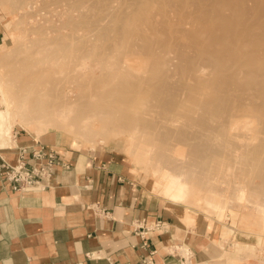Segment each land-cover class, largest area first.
Wrapping results in <instances>:
<instances>
[{"label": "bare ground", "instance_id": "1", "mask_svg": "<svg viewBox=\"0 0 264 264\" xmlns=\"http://www.w3.org/2000/svg\"><path fill=\"white\" fill-rule=\"evenodd\" d=\"M15 1L18 2L20 0H15ZM31 1L32 0H30V1L25 0L24 4H22V5H25V7H26V6H28L29 2H31ZM59 1H60L59 2L60 4L61 3L67 4L68 8H66L67 9L66 11L62 10L63 12L59 16V21L57 23H52L49 31L47 29V31L43 32L42 38L40 39L39 43H41L42 45L43 44H45V45L41 46L42 49H40L38 52H36L37 58L34 59L33 61H31V58L28 56H27L28 57L27 59H30V60H22L23 58H20L21 60L19 59L20 61L16 64L17 65L16 67H15V65L11 66L12 70L10 71L11 73H9V74L10 75H17V78H19L20 81L23 82L22 90L24 89V92L23 93H21V92L17 93L19 95L11 106L6 105L5 109H2L0 107V138H2L5 135H12V133L10 131L11 130V128H10L11 124H18L21 127H23L24 129H28V130H38L39 133H43L49 128L60 129L66 125V126H69L71 128V132H73V134L81 137L85 143L86 142H87V144L89 143L92 146V148H94L97 145L96 138H100V137L105 138L108 135V131L111 130L115 126H114V124H112V122L110 120L111 119L109 117L110 113H105V112L102 113V111L99 112V110L96 109V106L93 105L92 103L88 102V101L82 102L81 99H82L83 95H81L82 96L81 97L80 95H77L78 93L77 94L72 93L74 89L72 90L70 88L71 91H70V89H69V91H67L68 90L67 85H70L71 81H73L71 84H73L76 81L77 82V83L75 82L76 85L80 84L81 86H84V87L88 83H93L92 90L94 88L99 87V86H103L104 90H101L102 91L101 95L103 96L102 99H104V101H106V102L107 101L109 102V100H110L109 97H111V99L115 98V100L113 99L114 101L119 100V99L121 101V100H125L126 98H129L131 101L134 96L136 97V95H134V94H136L137 90H139L140 88H142L143 91L147 90L148 92H150V90H151V94L153 93L152 91L154 89L155 93H153L149 97L151 99V105L153 106V108H155V110L156 109L161 110L162 115L164 116L163 110L164 111L170 110L171 106L167 102H164L165 101L164 99H161L162 96H161V98L160 97L158 98L156 96V93L158 95L161 92L160 90L163 91L166 89V91H167V88L169 87V84H168L169 79L167 82L164 78L167 75V73L170 75V70L169 71L166 70V67H165L166 63L164 66L162 64L163 62L162 63H159V61L155 62V63L152 62L153 64L152 63L151 64L153 65V68H152L153 71H152L151 75H149L145 78L143 77V79L141 77H140V79H137L138 77L135 78L139 81V84H140V82H142L141 83L142 87L137 83L138 81L136 82V80H134L133 78H132V80H134V81H132L129 78V76L128 77L125 76L121 80V82H119L118 84H116L114 86L112 85L113 75L110 73H106V74L101 73L100 78L99 77L97 78L95 76L89 77V60H88V51L89 50H87V48H85L86 47V45H84L85 43L82 44L83 39L85 38V35H84V38H81L80 36L77 37L75 35L74 36L71 35V33L74 34V32H71V33L67 32V29H69V24H71L72 22L73 23L75 22L78 24V22L80 20V18L78 19L74 16V11L80 6V3L82 2V0H59ZM130 1H131L130 4L128 3L127 5H129L128 9L132 10V12L130 10H128V12H130L131 14H127L125 12L123 14H121L123 12V10H122V12L118 11V12H121V13H119L120 14L119 15L120 23L121 22H123V23L129 22L131 24H134V23H137L139 21L142 22V21L150 18L149 16H147L146 12L142 10L143 5L144 4L147 5L150 1L153 2L155 0H130ZM164 1L167 4V7H169L171 5H174L176 0H164ZM35 2H34V4H35ZM104 2H106V1L104 0ZM183 2H184V0H177V3H183ZM248 2H252L251 3L252 6L249 5ZM99 3L101 4L102 2L100 1ZM99 3H98V5H97V2L95 4L97 6L101 7V5H99ZM121 3H122V1H121ZM155 3H158V2H155ZM214 3H216V4H214ZM217 3H218V5H217ZM36 4H37V2H36ZM52 4H53V2H52ZM111 4H114V3L109 2L110 7H113ZM158 5H159V3H158ZM175 5H177V4H175ZM18 6H19V4H18ZM20 6H21V4H20ZM94 6L95 5H93L92 7H94ZM25 7H23V8H25ZM49 7H50L49 1L47 2V0H46L44 2L45 10L49 9ZM102 7H103V4H102ZM104 7H106V6H104ZM104 7L102 9H104ZM110 7L108 9H110ZM114 7L117 8L116 5H114ZM28 8H30V7H28ZM31 8H32V6H31ZM31 8L29 10L27 9L29 11V12H27L28 13L26 15L27 17H28V15L37 16V13L39 15L40 12H43V10H44V8L41 9L39 7L38 12H34L33 8L32 9ZM60 8H63V5ZM173 8H174V6H173ZM95 9H97V8L95 7ZM111 9H113V8H111ZM228 9L233 10L234 13H236V14L232 17H227V15L224 13V11L228 10ZM101 10H99V12ZM47 12H48V10L45 12V14H47ZM104 12H105V9H104ZM118 12H117V15H118ZM24 13H25V11H24ZM105 13H107V14H104V15L113 14L112 12H110V10H109V13H108V11ZM71 14L73 15V17H70ZM172 14H174V15L172 16ZM64 15H66V18H65V19H67L66 22H63L64 20H62L64 18ZM113 15L115 16V14H113ZM163 15H165V16L167 15V19H165L162 22V26L159 25V27H161V29H162V27L164 28L165 26L169 27L170 24L173 25L175 23V21H174L175 17L177 18L178 17L177 15H181L183 17V19L186 21L185 22L186 25L188 23V25L198 24V25H202V26H210L209 28H212V29H211V31H208L206 29L207 32H209V33L212 32L211 37L214 36L216 39H220L219 41H222L219 43V45H217L219 47V50H218L219 52L217 50H214L216 48L214 46H213L214 49H211L215 53L211 52V50H209L208 47L205 45L204 46L198 45L197 50L199 52H201V55L203 57V58L201 57L202 61H203V66L200 69L201 72L204 71L202 73L203 74L202 76L194 75L197 71H195L194 67L190 66L191 64L188 65V63H187V61H188L186 59L187 54H185V53L187 51H190L189 49L186 48V52L184 54L183 53L182 54L176 53V55L174 56V60L178 59L181 63L180 65L177 63L176 65H174V67H177V65H179L176 68L178 70V72L184 71L187 73V75H186L187 78L185 79V82L184 83L180 82L182 85L179 83L181 85V87H179L178 86L179 84L176 83L177 85L175 84V86H176L175 88L178 87L179 89H181V88L184 89L185 87H189L191 89L192 93L196 92L195 94H191V95L187 96V97H189L188 102H187L188 104L186 105V103H185V105L188 107V110L192 109L195 111L198 108V112H196V113L200 114L199 112H201L200 110L202 109V111H203L202 113H204V116L206 115L207 118L208 117L215 118V120L217 122V118L219 116L226 114L229 111L228 107H230L231 103H233L232 105H234L235 102H238V104H239V103H241V101L243 102V100H245L244 102H246V100H248L252 104L251 105L252 107L251 106H245L246 110L249 107L250 109L252 108V111H250V109H248L246 111L244 108L243 109L240 108L234 114V118H232L233 121H235L240 127H243V130L245 129L246 133H243V131L237 132L235 130L236 128L233 127L236 124H234V125L231 124L232 128H231L230 124L228 127V125H227L228 123L224 125V122L222 121V119H224V118L221 117L220 122H222V124L224 126H222V124L219 123V124H221L222 128H220L221 127L220 126L218 129L219 124H217L216 125L217 128L214 127V129H218V130L213 129L216 132V135L213 133H210V134L215 135V137H217V136L221 137L220 139L223 140V143H222L223 145L221 143L217 142V140H216V142L218 144L216 145V143H214V141H215L214 139L213 140L211 139L212 141L206 139L207 141L202 142L204 144L200 143L201 141L198 142L196 144L198 147H200L199 145H204V147L202 146L203 147L202 149L196 148L195 147L196 145L195 146L193 145L195 148L190 145V147H191V149H189V150H191V153H189L190 157H188L185 160V162L188 163L192 168L189 169L188 171H185V173H184V170H186V168H187L186 166H184L186 168L185 169L183 168L184 169L183 171L181 169V171L176 170L173 172L162 174V177L158 180V183L156 185V188L158 190V194L165 198V200H166L167 204H169V206H181V207L185 208L186 213L190 212V210H193L191 207V194H192L193 188H195V186H197L198 187V195L201 198H204V200L206 199L205 202L202 201L203 203L206 204V209L209 212H211L212 214H214L215 216H219L220 218L221 217L223 218V215L225 214L227 206L225 205L224 202H221L220 200L214 198L215 195H214V197L212 195V196L207 198V196L209 194L206 195V189L209 185V183H208L209 181L202 180V179L199 181H196L195 178H197L196 174H198V171H196L195 168L198 167L200 169H203V170H206L209 172H213L216 176H219V172H223L222 170L226 171L229 168L227 166H233L230 163H227L229 161V159L232 160L233 155L229 154L230 152L228 153L227 152L228 150H226V149H228V147H229L228 146L229 142L232 140H235L237 143L236 145L238 147H241L242 150L246 149L247 155L249 156V158H252V160H255V161H252L254 163H249L246 161V160L249 161V159H247L248 157H246L245 159H244V157H243V159H240L241 160L240 165L245 166L250 171V174H249L250 178H248V180L250 179L249 182L250 183L252 181L254 182V180L256 178L264 179V170H263L264 169V166H263L264 165V139L261 137L264 134V124L260 123L258 120H255L254 118H252V115H251L252 112H255V114H258L259 116H261L262 119L264 118L263 117L264 116V0H224V1L222 0V3L220 5H219L218 0H192L190 2V6L187 8H183L180 13L176 12V13L170 14V13L164 12ZM114 16H113V18H114ZM250 16H254V18L251 21L252 23H249V20H250L249 17ZM110 18L109 19L111 22L112 17H110ZM215 20H224L226 22V24L219 26V27L214 26L213 24H214ZM70 21H71V23H70ZM83 21H85V20H83ZM107 21H109L108 18H107ZM176 22H178V20ZM75 23H74V25L76 27ZM247 23L249 25H247ZM183 24H184V22H183ZM89 25H94L95 29L92 32L98 36H103V37L106 36V31L109 29L108 26L102 25L99 22L96 24H89ZM134 25L136 26V24H134ZM255 25L258 28L257 29L255 28L256 30L253 28L254 29L253 30L252 26H255ZM124 26H126V25L124 24ZM130 26L132 27V25H130ZM70 27H71V25H70ZM126 27H117L118 28L117 33L120 36L119 42H121L122 40H126L133 33L132 32L133 30H130L128 27L127 28ZM76 28H78V27H76ZM134 31L136 32V30H134ZM185 32H187V31H185ZM192 32H193V30H192ZM198 33H197V35H198ZM194 34H195V32H194ZM133 35H134V33H133ZM187 35H188V37H190L189 34H187ZM169 36L167 38H169ZM167 38L164 41H166ZM128 40H129V38H128ZM134 40H135V38H134ZM161 40H159V41H161ZM37 41H39V40H37ZM213 41H215V39H213ZM228 41H232V42L240 41L241 45L239 47L238 46L233 47L230 45L227 46L225 43ZM162 42H163V40H162ZM179 44H180V41H179ZM173 45H174V43H173ZM176 46H178V45H176ZM38 48H39V46H38ZM184 48H185V44H184ZM194 49H196V48H194ZM6 50H4V51H6ZM150 51H153V50L151 49ZM78 52H80L79 56L76 55ZM172 52H173V50H172ZM177 52H178V50H177ZM181 52H182V50H181ZM181 52H179V53H181ZM5 54H8V53L6 52ZM5 54H4L3 58H6ZM11 55L9 57H11ZM147 55H145V56H147ZM38 56H40L41 58L40 57L38 58ZM191 57L193 58V57H195V55L191 56ZM11 58H9V60ZM24 59H26V58L24 57ZM131 60H129V61H131ZM119 61L121 62V60H118V62ZM167 63L169 64V62H167ZM18 64H19V66H18ZM168 64H167V66H168ZM192 64H194V66H197V64L195 65V62L194 63L192 62ZM200 64L202 65V63H200ZM18 67H20V68H18ZM37 68H38V73H39L38 77L36 76L34 79H29L30 76H34L37 73L36 72ZM213 68L216 69V71L218 73L217 76L213 77L212 75L205 73L206 70L213 69ZM40 70H42V71H40ZM174 73L175 72H173V74ZM149 74H150V72H149ZM181 74H183V73H181ZM199 74H201V73H199ZM175 75H178V73H176ZM132 76H133V74H132ZM139 76H142V75H139ZM7 85L9 86L8 87L9 90H10V88L11 89L14 88L12 86L11 81H9V83ZM145 87H147V89H145ZM170 87H171V85H170ZM148 88L150 90H148ZM151 88H153V89H151ZM171 88H168V91ZM240 88L241 89L244 88L243 89L244 92H242V94L236 93L237 91L240 90ZM185 89H187V88H185ZM172 90H175V89H171V91ZM252 90H256L257 94H251ZM83 91L85 92V88ZM96 91L100 92L99 89H97ZM183 91H185V93H187L186 90H183ZM240 92H241V90H240ZM141 93H143V92H141ZM183 93H180V94H183ZM166 94H167V98H168V93H166ZM189 94H190V92H189ZM141 96L145 97L144 93ZM146 96H147V94H146ZM164 96L165 95H163V97ZM183 96H184V94H183ZM144 97H143L144 101L141 100L142 98H140V102L143 105V107H142V105L140 107L144 108V109L141 108V110H143V112L137 111L136 109H132V110H134V112L135 111L139 112V113L135 112L136 114L133 115L132 111L129 112V111L125 110V108H126L125 105H121V106H117V107H119L121 109L122 106H123V108L125 106V108H124V110H121L119 113L124 115L125 119L130 118L129 120H131L133 117H135L136 118V125L135 126L136 127L138 126V128L141 127L140 131H141V129H143L144 131H146V133H148V132H150V130L151 131L155 130V133L158 136V138L163 139L162 137H165V133H164V129L161 127L162 125L160 126L159 125L160 123L155 124L154 122L149 121L150 119H148L151 116L150 115L151 111L148 110L149 108L147 109V107H146V106L150 107L148 104L145 105V107H144V104H143V103H145ZM170 97L171 96L169 93V98ZM107 98H109V100ZM167 98H165V99H167ZM244 98H246V99H244ZM105 99H107V100H105ZM175 99L176 98H174V99L170 98L169 100L170 101L174 100V102H175ZM98 100H100V99H98ZM162 100H164V101H162ZM100 101H98V102H100ZM126 101H128V100H126ZM76 102H77V105H76ZM103 102L102 103L100 102L99 105L97 104V106L101 107L100 104L102 106H104ZM106 102H105V105L110 104L112 101L110 103H108V102L106 103ZM152 102H153V104H152ZM55 104L56 105L60 104V105L58 106V108H54ZM138 104L139 103L137 102V104H135L134 107H138ZM244 104L242 103V106H241V104H239V105L241 107H244ZM172 105H176V107L178 106L177 108H179V109L181 107V106L179 107L178 102H177V104L175 103ZM185 105H182V107L184 106V108H183L184 110L186 107ZM113 106H115V105H113ZM117 107H116V111H119ZM105 108H103V110H106ZM109 108H107V110H109ZM130 108H132V107H130ZM130 108H126V109H130ZM101 109H102V107H101ZM146 109H147V111H146ZM111 110H112V108H110V111ZM113 110H114V108H113ZM159 110H157V111H159ZM173 110L176 114L179 113V111L177 113L175 111V109H173ZM147 112L149 114H147ZM153 112H156V111H153ZM191 112H192V114L194 113L193 111H191ZM156 113H153V114H156ZM175 113H173V114H175ZM176 114L173 116H175V117L179 116ZM228 114H230V112ZM201 115H199V116L202 117ZM85 116L87 118H85ZM145 116H148V118ZM157 116H159V115H157ZM96 117L99 118L100 122H99V120H98V122L100 124L98 122H96L97 121ZM165 117H167V115ZM196 117H198V116H195V118H193V119H195V121H197ZM200 117H199V120H201ZM94 118L96 120V121H94V123L96 122L95 124L98 123V125L93 124L92 120ZM144 118H147V119L145 120ZM229 118H228V120H229ZM122 119H123V117H122ZM179 119H180V117H179ZM186 119H189V118L186 117ZM202 119L205 120L204 118H202ZM160 120H162V119H160ZM175 120H177V119L175 118ZM190 120H192V119H190ZM212 120H214V119H212ZM224 121H225V119H224ZM123 122H126V121H123ZM129 122L130 121H128V123ZM158 122H159V120H158ZM191 122H189L188 125L192 124L193 127H198V128L200 127L202 129L204 127L206 128L207 122H209V120L207 122L204 121V123H206L205 126H204V123L201 124L203 127L199 126L200 123H202V120H201V122H199V125L195 124V126L193 124L194 120ZM216 122H214V124ZM53 123L54 124L58 123V124L54 125ZM62 123H64L65 125H63ZM225 123H226V121H225ZM229 123H230V121H229ZM120 124L121 123H119V125H118L116 123V125H118V128H119ZM161 124H163L162 121H161ZM181 124H182L181 128L183 126H185V125H183L184 122ZM212 124H213V121H212ZM125 125H127V124L123 123L122 127L124 128ZM131 125L133 126L134 123L130 124V126ZM192 126H188V127H192ZM209 126L211 127V124ZM188 127H186V128H188ZM135 128H133L134 130L132 129L134 131V133L132 132V134L134 136H136V134L140 133ZM145 128L148 129L149 131L146 130ZM198 128H196V129L198 130ZM124 129L126 130V127ZM189 129L191 130V128H189ZM201 129H199V130H201ZM241 129L242 128H240V130ZM185 130H188V129H185ZM185 130H184V132H185ZM204 130L206 132L207 128ZM168 131L173 132L174 130L169 129ZM168 131H167V133H168ZM175 131H180L178 133L173 132L174 134L175 133L178 134L179 138H182L184 134L190 135V134H188L189 131H187L184 134H183V131L180 129L175 130ZM135 132H136V134H135ZM205 132H204V134H205ZM208 132H209V127H208ZM173 133H172V135H174ZM149 134H150L149 136H148V134H145V137L146 136L151 137V133H149ZM180 134H182V136ZM75 135H74V137H75ZM192 136H193V134H192ZM199 136H201V135H199ZM145 137H143L141 139L144 140V139H146ZM178 137H176V138H178ZM195 137L196 136H194V138ZM218 137H217V139H218ZM184 138H187V136L186 137L184 136L183 139ZM183 139H181V140H183ZM134 140L136 141V138ZM178 140H180V139H178ZM153 141L157 142V140H154V139H153ZM208 141H211L214 144H212L211 142H208ZM224 142L227 144L224 145ZM148 143L149 142H147L146 144H148ZM142 144L144 145L143 142H142ZM232 144H233V141L230 143L231 148L233 147V146H231ZM143 145H140V148ZM145 145L143 147H146L145 149L149 152H150L151 148H152V151H155L156 148H158L160 146V145L159 146L157 145L158 147H156V146L153 147V146H147V145L145 146ZM226 145L228 147H226ZM137 147L139 148V145ZM147 147H149L150 149L148 150ZM182 147H187V145L182 146ZM192 147L194 148L193 150H192ZM234 147L236 148V146H234ZM138 148H137V150H140ZM153 148H154V150H153ZM142 149L144 150V148H142ZM238 149L241 150L240 148H238ZM138 152L141 153V150ZM151 153L153 155V152H150V154ZM231 153H232V151H231ZM236 154H238V152ZM152 155H150V156L152 157ZM229 155L232 157H230ZM244 155L246 156V154H244ZM147 156H145V157H147ZM182 156H184V155H182ZM143 157H144V155H143ZM154 157H155V154H154ZM164 158H165V156L163 155L162 158H160V160L161 159L162 160L161 161L159 160L160 163L164 160ZM260 164H261V167L263 169H261V167L259 166ZM230 169H231V167H230ZM221 174H224V173H221ZM216 176H215V178H219ZM222 177H223V175H222ZM242 180H243V178H242ZM260 197H258V198H260ZM257 201H258V199L256 200V202L254 201V207L257 208L258 213L261 216V219L263 221L262 223L264 224V200H261V202H257ZM251 202H252V200H251ZM184 215H186V214H184Z\"/></svg>", "mask_w": 264, "mask_h": 264}, {"label": "rangeland", "instance_id": "2", "mask_svg": "<svg viewBox=\"0 0 264 264\" xmlns=\"http://www.w3.org/2000/svg\"><path fill=\"white\" fill-rule=\"evenodd\" d=\"M28 1H30V0H28ZM35 1L37 2V4ZM45 1L46 0H34V1L32 0L31 2H29L28 6H26L27 7L26 8L25 5H22V4H24L25 0H20L18 2H16L15 0L14 1L13 0H11V1L10 0H0V17L3 19V22L5 24L4 40H3V42L0 43V107L2 109H5L6 105L11 106L14 103V101L17 99V97L19 95L17 93H19V92L23 93L24 92V89L22 90L23 82L20 81L19 78H17V75H10L9 74V73H11L10 71L12 70L11 66L15 65V67H16L17 66L16 64L21 60L20 58H23L22 60H30V59H27L28 57H30L31 61H33L34 59L37 58L36 52H38L40 49H42L41 46L45 45V44L42 45L41 43H39L40 39L42 38L43 32L47 31V29L49 31L52 23H57L59 21V16L63 12L62 10L66 11L67 10L66 8H68L67 4H62V3L60 4L59 0H47V2L49 1L50 7H49V9H47L48 10L47 14H45V12L47 11L44 8V2ZM51 1L53 2V4ZM100 1L102 2L101 4L99 3ZM100 1L99 0H82V2L80 3V6L74 11V16L78 19L80 18V20H81V21L79 20L78 24L74 22L76 24V27H78V28H76L74 23L73 22L71 23V21H70L71 24H69V29H67L68 33L74 32V34L71 33V35H73V36L75 35L77 37L80 36L81 38H84V35H85V38H84L85 40L83 39L82 44L85 43L84 44V45H86L85 48H87V50H89L88 51L89 77L95 76L97 78L98 77L100 78L101 73H105V74L110 73L113 75V77H112L113 78L112 79V85L113 86L118 84L119 82H121V80L125 76H127V77L129 76V78L131 80L133 78L137 82L138 81L137 79H140V77L143 79V77L145 78V77L151 75V73L153 71V69H152L153 63L158 62V61H159V63L163 62L162 64L164 66L166 63L165 67H166L167 71L170 70V75L167 73V75L164 78L167 82L169 79V82H168L169 87L168 88H171L173 86L174 88L172 87L171 89H175V90L171 91V89H169V91H168V88H167V91H166V89L163 91L160 90L161 92L158 95L156 93V96L158 98L159 97L161 98V96H162L161 99L165 100V101L164 100H162V101L167 102L171 106V109L165 110V111L163 110V114H164V116H163L161 110H159V109L155 110V108H153V106L151 105V99L149 97L153 93H155V90L153 88H151V89H153V91H152L153 93L151 94V90L149 89L150 87L148 88V90H150V92H148L147 90H146L147 92L145 90L143 91L142 88L137 90L136 94H134V95H136V97L132 96L133 98L131 101L129 98H126L125 100H121V101H120V99L114 101L115 98H113L114 99L113 100V99H111V97H109L110 100H109V98H107L109 100V102L108 101L107 102L108 103H110L111 101L112 102L110 104H106V105H105L106 101H104V99H102L103 96L101 95L102 94L101 90H104L103 86H99V87L96 86L97 88H94L92 90L93 83H88L84 87V86H81L80 84L76 85V83H77L76 81H75L76 83L74 82L75 84L74 83L71 84L73 82V81H71L70 85H67V87H68L67 91H69L70 88L72 90L74 89L72 93H74V94L78 93L77 95H80V96L83 95V97L81 96L82 102L88 101V102L92 103L93 105H95L96 109L99 110V112L102 111V113L103 112L110 113L109 114L110 115L109 117L111 118L110 120H111L112 124H114L115 127H113L111 130L108 131V135L105 138H103V137L96 138L97 145L94 148H103V149L105 148L106 150H110L111 152L117 153L118 156L121 158V160L125 164H127L128 168H130L133 171L136 180L140 184H142L145 188H147L148 190L152 191L153 193L158 194V190L156 188V185L158 183V180L162 177V174L173 172L176 170L181 171V169L183 171L187 167L186 170H184V173H185V171H188L189 169L192 168L188 163L185 162V160L188 157H190L189 156V153H191V150H189V149H191L190 145L195 146L200 141H201L200 143H202L204 141L211 140V139L215 140L214 143H216V145L218 144L217 142H219L221 144L223 143V140L220 139L221 137L217 136L218 139H217V137H215L216 132L214 131V130H218L219 127L221 126V124H222V122H220L221 117L224 118L226 121V123H225L224 119H222V121L224 122V125L228 123L227 124L228 127L230 124V126L232 128L231 124H233V125L236 124L233 127L236 128L235 130L237 132L243 131V133H246L245 129L243 130V127H240L235 121H233L232 118H234V114L240 108L245 109V106H251L252 104L248 100H246V102H244L245 100H243V102L241 101V103H239V104H241V106H242V103L243 104L245 103L246 105L244 104V107H241L238 104V102H235L234 105H232L233 103H231L230 107H228L229 111L226 113L228 116L226 114H223L224 116L223 115L219 116L217 118V122H216L215 118L208 117L209 118L208 119L206 117V115L204 116V113H202L203 112L202 109L200 110L201 112H199L200 114L196 113V112H198V108L195 111L192 109L188 110V107L186 105L188 104L187 102H188L189 97H187V96L191 95V94H195L196 92L192 93L191 89L189 87H185L187 89H185L184 87H183L184 89H182V88L179 89L178 87L175 88L176 83H178V84L180 82L184 83L185 79L187 78L186 72H184V71L178 72V70L176 69L181 64L178 59L177 60L175 59L176 61L174 60V56L176 55V53L177 54H182V53L184 54L186 52V48L189 49L190 51H187L185 53V54H187V58H186L188 60L187 63H188V65L191 64L190 66L194 67L195 71H197L194 75L202 76L203 75L202 73L204 71L201 72L200 69L203 66V61H202L203 57L201 55V52H199L197 50L198 45H201V46L205 45L208 47L209 50L214 49V47H216L214 50L218 51L219 47L217 45H219V43L222 42V41H219L220 39H216L214 36L211 37L212 32H210V33L207 32V30L211 31L212 28H209L210 26H202V25H198V24L188 25V23L186 25V23H185L186 21L183 19V17L181 15H177L178 16L177 18L175 17V20H174L175 23L173 25L170 24L169 27L165 26L166 28L162 27V29H161V27H159V25L162 26V22L165 19H167V15L166 16L163 15L164 12L170 13V14L176 13V12L180 13L183 8H187L190 6V2L192 0H184L183 3H177V0H176L175 4H177L178 6L174 4L171 6L168 5L169 7H167V4L165 3L164 0H155L153 2L150 1L147 5L144 4L143 9H142L143 11L146 12L147 16H149L150 18L148 17L149 19L142 21L143 23L141 21L134 23V24H136V26L134 24L129 23V22H126V23L121 22L120 23V19H119V15H120L119 13H121L122 10H123V12L121 14H123L124 12L127 14H131L130 12H128V10H130L131 12H132V10L128 9L129 5H127L128 3L130 4V2H131L130 0L129 1L128 0H120V1L119 0H105L106 2H104V0H100ZM121 1H122V3H121ZM34 2L36 5L34 4ZM96 2H97V5L99 3V5H101V7L97 6L95 4ZM109 2L114 3V4H111L113 7H110ZM155 2H158L159 5H158V3H155ZM218 2L220 5L222 3V0H218ZM251 3L252 2H248V4L252 6ZM18 4H19V6H18ZM20 4H21V6H20ZM102 4H103V7L106 6V7H104L105 12L108 11V13H109V10H110V12L115 14V16L113 14L104 15L107 13H105L104 9H102L103 8ZM214 4H216V3H214ZM30 5L32 6L34 12H38L39 7L41 9L44 8L45 11L43 10V12H40L39 15L37 13V16L28 15V17H27L26 16L28 14L27 12H29L28 10L31 8ZM62 5H63V8H60ZM93 5H95V6L92 7ZM114 5H116L117 8H115ZM217 5H218V3H217ZM108 6L110 7V9H108L109 8ZM173 6H174V8H173ZM23 7H25V8H23ZM28 7H30V8H28ZM95 7L97 9H95ZM111 8H113L114 10ZM99 10H101V11L99 12ZM24 11L26 14L24 13ZM118 11H121V12H118ZM117 12H118V15H117ZM224 13L227 15V17H232L236 14V13H234L233 10H229V9L225 10ZM72 14L70 17H73ZM112 15L114 16L115 19L113 18ZM173 15L174 14H172V16ZM110 17H112L111 22H110V19H111ZM65 18H66V15H64V18L62 19V20H64L63 22L67 21V19H65ZM107 18L109 21H107ZM249 18H250L249 23H252L251 21L254 18V16H250ZM83 20H85V21H83ZM177 20H178V22H176ZM98 22L102 25H106L109 27V29L106 31V36H104V37L94 34L92 32L95 29L94 25H89V24H96ZM183 22H184V24H183ZM124 24L126 26L128 25L127 27L130 30H133L132 32L134 33V35L132 33L131 36L128 37L129 40L127 38L126 40H122L121 42H119L120 36L117 33V29H118L117 27H126V26H124ZM224 24H226V22L224 20H215L213 25L219 27V26H222ZM70 25H71V27H70ZM130 25H132V27ZM247 25H249V24L247 23ZM253 28L257 29L258 27H256V25H255V26H252V29ZM134 30H136V32ZM192 30H193V32H192ZM185 31H187V32H185ZM194 32H195V34H194ZM197 33H198V35H197ZM187 34H189L190 37H188ZM168 36H169V38H167ZM134 38H135V40H134ZM160 38L163 40V42ZM166 38H167V40H166L167 42L164 41ZM213 39H215V41H213ZM37 40H39V41H37ZM159 40H161V41H159ZM179 41H180V44H179ZM173 43H174V45H173ZM239 43H240V41H234V42L228 41L225 44L227 46L230 45L233 47H236V46L239 47L241 45V43L240 44ZM184 44H185V48H184ZM37 45L39 46V48ZM176 45H178V46H176ZM194 48H196V49H194ZM3 49L4 50L7 49V50L4 51ZM151 49L153 51H150ZM180 49L182 50V52ZM172 50H173V52H172ZM177 50H178V52H177ZM6 52L8 54H5ZM179 52H181V53H179ZM211 52H214V51L211 50ZM4 54H5L6 58H3ZM9 54L10 55L12 54L11 57L12 56L13 57L12 58L9 57L10 56ZM79 54H80V52H78L76 55L79 56ZM145 55H147L149 58ZM194 55H195V57L192 58L191 56H194ZM24 57L26 59H24ZM39 57L40 56H38V58ZM9 58H11V59L9 60ZM118 60H121V62L120 61L118 62ZM129 60H131V61H129ZM167 62H169V64ZM192 62L193 63L195 62V65L197 64V66H194V64H192ZM199 62L202 63V65ZM177 63L179 65H177V67H174V65H176ZM167 64H168V66H167ZM18 66H19V64H18ZM18 68H20V67H18ZM40 71H42V70H40ZM36 72L37 73L34 76H30L29 79H34L36 76L38 77V74H39L38 68L36 69ZM149 72H150V74H149ZM173 72H175V73L173 74ZM176 73H178L179 76L175 75ZM181 73H183V74H181ZM199 73H201V74H199ZM205 73H208V74L212 75L213 77L218 75L215 68L208 69L205 71ZM132 74H133V76H132ZM139 75H142V76H139ZM135 78H137V79H135ZM134 80H132V81H134ZM9 81L12 82V86L14 87L12 89L10 88V90L8 88L9 86L7 85L9 83ZM137 83L139 84V81ZM141 83L142 82H140L139 85L142 87ZM180 84L178 85L179 87H181V85H182V84L181 85ZM170 85H171V87H170ZM84 88H85V92L83 91ZM71 89H70V91H71ZM97 89H99L100 92L96 91ZM145 89H147V87H145ZM243 89L240 88L241 92L239 90L236 93L242 94V92H244ZM183 90H186L187 93H185V91H183ZM141 92L144 93L145 97L141 96V95H143V93H141ZM189 92H190V94H189ZM145 93L147 94V96ZM161 93L165 96L163 97V95ZM166 93H168V98H167ZM169 93H170L171 99L176 98L175 102H174V100H171V101L169 100L170 99ZM180 93H183L184 96H183V94H180ZM251 94H257V91L252 90ZM143 97L145 99V103L147 102L146 104L143 103L144 107H145V105L148 104L150 107H148V106H146V107H147V109L149 108L148 110H150L152 112V113L150 112V115L152 116V117L150 116L151 118L150 117L148 118L149 115L145 116V117L150 119L149 121L154 122L155 124L160 123L159 125L160 126L162 125L161 127L164 129V133H165V137H162L163 139L158 138V136L155 133V130H152V131L150 130V132H148L149 130L145 128L146 130H148L147 131L148 133H146V131H144L143 129H141V131H140L141 127L138 128V126L137 127L135 126L136 125V118L135 117H133L131 120H129L130 118L125 119V116L119 113L121 110H124L125 106H126V108L132 107L130 109L125 108V110L129 111V112L132 111L133 115L136 113H139L137 111L143 112V110H141L143 105L140 102V98H142L141 100H143ZM165 98H167V99H165ZM246 98H244V99H246ZM98 99H100V100L102 99V100L100 101ZM107 99H105V100H107ZM97 100L100 101L101 103L104 101L103 102L104 106H102L100 104L102 109H101V107L97 106V104L99 105V103H100ZM126 100H128V101H126ZM136 101L139 103L138 104L139 108L134 107V105L137 104ZM176 101L178 102L179 107L180 106L182 107V105H185V103H186L185 110L183 109L184 106L182 108L180 107V109H179V108H177L178 106L176 107V105H172L175 103L177 104ZM112 104L115 106H113ZM152 104H153V102H152ZM59 105L60 104H58V105L55 104L54 108H58ZM76 105H77V102H76ZM121 105H125L124 108H123V106L121 107V109L119 107H117V106H121ZM141 105H142V107H140ZM109 107L112 108L111 111H110ZM116 107L118 108L119 111H116ZM103 108H105L106 110H103ZM107 108H109V110H107ZM113 108H114V110H113ZM132 109H136L137 110V111H135L136 113ZM142 109H144V108H142ZM147 109H146V111H147ZM173 109H175V111L177 113L179 111V113L176 114ZM248 109H250V108L248 107L247 110ZM152 110L156 111L158 114L156 112H153ZM157 110H159V111H157ZM191 111H193L194 113L192 114ZM250 111H252V108L250 109ZM148 112H147V114H149ZM229 112H230V114H228ZM153 113H156V114H153ZM171 113L172 114L175 113L176 115H179V116L175 117V116H173L175 114L172 115ZM157 115H159V116H157ZM166 115H167V117H165ZM199 115H201L202 117H200ZM251 115H252V118H254L255 120H258L260 123L264 124V118L262 119L261 116H259L258 114H255V112H252ZM86 116H85V118H87ZM185 116L189 119H186ZM195 116H198V117H196L198 122L195 121V119H193V118H195ZM122 117H123V119H122ZM179 117H180V119H179ZM199 117L202 120V123H200V125H199V122H201V120H199ZM147 118H144V119L146 120ZM175 118L177 120H175ZM202 118H204L205 120H203ZM228 118H229V120H228ZM160 119H162V120H160ZM190 119H192V120H190ZM212 119H214V120H212ZM96 120H95V118L92 120L94 125H98V123L100 122L98 117H96ZM98 120H99V122H98ZM158 120H159V122H158ZM193 120H194V123H193L194 126H195V124L202 126L201 124H203L204 121L207 122L209 120V122H207L208 126L206 125V123H204V126L206 125V128H207L206 132L204 130V129H206L205 127L202 128L203 130L200 127L199 128L193 127L191 124L192 123L191 121H193ZM94 121H96L98 123L95 124L96 122L94 123ZM123 121H126V122H123ZM128 121H130V122L128 123ZM161 121L163 124H161ZM212 121H213V124H212ZM229 121H230V123H229ZM183 122H184L183 125H185V126H183L181 128V126H182L181 123H183ZM189 122H191L190 123L191 125H188ZM214 122H216V123L214 124ZM116 123L118 125H119V123H121L119 128H118V125H116ZM123 123L127 124V125H125L126 130L124 129L125 127L124 128L122 127ZM133 123H134V125H133L134 127L132 125L130 126V124H133ZM219 123H221V124H219ZM57 124L58 123H55L54 125H57ZM62 124L65 125L64 123H62ZM210 124H211V127L209 126ZM217 124H219L218 129H214V127H216ZM224 125L222 124V126H224ZM188 126H192V127H188ZM222 126L220 128H222ZM186 127H188V128H186ZM208 127H209V132H208ZM10 128H11L10 131H11L12 135H5L2 138H0V145L10 144V142L13 140V133L17 129V130H20L21 132L26 131V132H29L31 134H34L35 136H40V137H42V135L48 131L56 133L58 135L63 134L65 137H67L69 140L73 141L78 146H82L85 148H89V147L92 148V146L89 143L87 144V142L85 143L81 137L73 134V132H71V128L69 126H66V125L60 129L49 128L43 133H39L38 130L24 129L23 127H21L18 124H11ZM133 128L138 130L140 133L136 134V132H135L136 136H134L132 134V132L134 133ZM178 128L183 131V134L186 133L187 131H189L188 134H190V135L184 134L183 137L187 136V138H184V139H183V137L179 138L178 137L179 135L176 133H178L180 131H175V130H179ZM184 128L188 129V130H185ZM189 128H191V130ZM196 128H198V130L201 129L202 131L201 130L198 131ZM240 128H242V129L240 130ZM169 129L174 130L173 132H176V133L174 134L173 132H169L168 131ZM183 129L185 130V132ZM167 131H168V133H167ZM204 132H205V134H204ZM149 133H151V137H148L150 135ZM172 133L174 135H172ZM210 133H213L215 135H212ZM145 134H148V136L145 137ZM192 134H193V136H192ZM74 135H75V137H74ZM180 135L182 136V134H180ZM199 135H201V136H199ZM194 136H196V137L194 138ZM143 137H145L146 139H144V140L141 139ZM176 137H178V138H176ZM261 137L264 139V134ZM135 138H136V141L134 140ZM153 139L157 140V142L153 141ZM178 139H180V140H178ZM181 139H183V140H181ZM216 140H217V142H216ZM211 141H208V142H211ZM232 141H233L234 145L232 144L231 146H233V147L231 148L230 143ZM232 141L229 142V144H228L229 147L226 145V147H228V149H226V150H228L227 151L228 153L230 152L229 154L233 155V157L229 155L230 157H232V160L229 159V161L227 162L233 166H227V167H229L228 169L225 167L227 170L226 171L222 170L223 172H219V176H216L213 172H209V171L200 169L198 167L195 168L196 171H198V174H196L197 178H195L196 181H199L201 179L209 181L208 182L209 185L206 189V195L209 194L207 196V198L212 196V195L214 197V195H215L214 198L220 200L221 202H224L225 205L227 206V209L225 211V214L223 215V218L222 217L220 218L219 216H215L214 214H212L211 212H209L206 209V204L202 202V201L205 202L206 199L204 200V198H201L198 195V187L197 186H195V188H193V190H192L191 207L198 214H205L206 216H210L213 218L217 217L218 219H223L222 221L227 227L233 228V231L231 233L225 232L226 235L221 231V239L224 238L227 241V243L229 244L230 250H232L235 255L237 254L238 258H239V256H243V257L248 258V260L251 262V264H264V224L262 223L263 221L261 219V216L258 213L257 208L254 207V201L256 202L257 199H258L257 202H261V200H264V185H263L264 179L256 178L254 180V182L253 181L251 183L249 182L250 179L248 180V178H250V176H249L250 171L245 166L240 165V161H241L240 159H243V157H244V159L246 157H248L247 159H249V161L248 160H246V161L249 163H254L252 161H255V160H252V158H249V156L247 155L246 149L242 150L241 147H238L236 145L237 143L235 140H232ZM142 142L144 143V145L147 142H149L148 144H146L147 146H153V147L154 146L158 147L159 145L160 146L158 148H156L155 151H152V148H151L150 152H153V155H152V153L150 154V152L145 149L146 147H143L144 145L142 144ZM214 143H212V144H214ZM202 144H204V143H202ZM225 144H227V143L224 142V145ZM138 145H139V148L137 147ZM140 145H143V146H141V148H140ZM186 145H187V147H182V146H186ZM199 146L200 147H198L196 145L195 147L198 149H200V148L202 149L204 147V145H199ZM234 146H236V148ZM193 147H192V150L195 148V147L194 148ZM137 148L141 150V153L138 152L140 150H137ZM142 148H144V150ZM238 148H240L242 151L239 150ZM147 149L149 150L150 148L147 147ZM153 150H154V148H153ZM231 151H232V153H231ZM237 152H238V154H236ZM243 153L246 154V156ZM154 154H155V157H154ZM162 154L165 156V158L160 163V161L162 160V159L160 160V158H162V156H163ZM143 155H144V157H143ZM150 155H152V157ZM182 155H184V156H182ZM145 156H147V157H145ZM184 166H186V167H184ZM259 166L261 167V164ZM230 167H231V169H230ZM261 169H263V168L261 167ZM221 173H224V174H221ZM222 175H223V177H222ZM215 176L219 177V178H215ZM242 178H243V180H242ZM258 197H260V198H258ZM251 200H252V202H251ZM178 210L182 212V209H178ZM235 257H233V258L235 259Z\"/></svg>", "mask_w": 264, "mask_h": 264}, {"label": "crops", "instance_id": "3", "mask_svg": "<svg viewBox=\"0 0 264 264\" xmlns=\"http://www.w3.org/2000/svg\"><path fill=\"white\" fill-rule=\"evenodd\" d=\"M39 143L58 157L49 186L18 192L0 176V264H251L221 239L233 231L223 219L169 206L105 148L16 129L0 145V173L3 160L30 159Z\"/></svg>", "mask_w": 264, "mask_h": 264}, {"label": "built area", "instance_id": "4", "mask_svg": "<svg viewBox=\"0 0 264 264\" xmlns=\"http://www.w3.org/2000/svg\"><path fill=\"white\" fill-rule=\"evenodd\" d=\"M58 157L50 149L47 150L42 144H38L32 150L30 159L20 156L13 164L3 160L5 168L0 173L1 180L15 191H26L35 188H44L51 184V178L55 173L54 166ZM159 222H155L153 228H160ZM150 226L142 228L144 234ZM142 264H154L151 259H144Z\"/></svg>", "mask_w": 264, "mask_h": 264}]
</instances>
